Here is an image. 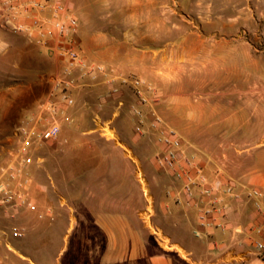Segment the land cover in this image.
Instances as JSON below:
<instances>
[{"label":"rangeland","instance_id":"374dc122","mask_svg":"<svg viewBox=\"0 0 264 264\" xmlns=\"http://www.w3.org/2000/svg\"><path fill=\"white\" fill-rule=\"evenodd\" d=\"M71 6L82 56L113 75L138 77L160 101L141 107L143 133L136 134L127 88L105 96L100 78L74 92L58 136L34 152L25 174L3 179L13 190L26 178L34 207L14 212L0 205V264H26L20 255L39 264L163 258L181 264L187 256L165 229L168 217L180 214L166 205L178 183L155 163L151 111L181 134L211 176L264 183V0H72ZM51 56L0 30V173L16 148L15 127L35 111L59 68ZM107 121L114 138L102 134ZM97 189H104L98 198ZM84 212L121 220L85 221Z\"/></svg>","mask_w":264,"mask_h":264},{"label":"built area","instance_id":"2783aa9c","mask_svg":"<svg viewBox=\"0 0 264 264\" xmlns=\"http://www.w3.org/2000/svg\"><path fill=\"white\" fill-rule=\"evenodd\" d=\"M71 1L0 0V30L46 47L59 63L35 111L15 127L16 148L9 162L1 168L0 205L14 212L20 207H34L26 192L28 180H20L19 188L12 190L3 179L13 180L25 174L24 167L32 163L34 152L58 136L62 120L68 119L67 110L74 106L75 91L98 84L100 78L107 87L105 96L127 88L135 99V103L130 105V112L136 120V134L143 133L145 116L141 107L160 101V94L138 77L113 75L103 65L82 56L75 40L78 22ZM104 100L105 97H102L101 101ZM122 104V100L117 101L118 107ZM108 122H103L100 129L106 138H114ZM149 126L157 147L155 163L177 181L176 202L195 207L201 227L224 229L230 201L250 203L264 217V183L245 184L226 179L221 173L210 178L198 154L189 151L181 134L154 110L151 111ZM36 160L40 161V158ZM139 177L142 179L140 173ZM168 193L171 194L170 191ZM262 230L263 225H251L249 228V232ZM13 234L22 235L19 231ZM253 243L257 250H264L261 241L254 240Z\"/></svg>","mask_w":264,"mask_h":264},{"label":"crops","instance_id":"0c3cea01","mask_svg":"<svg viewBox=\"0 0 264 264\" xmlns=\"http://www.w3.org/2000/svg\"><path fill=\"white\" fill-rule=\"evenodd\" d=\"M50 54L52 55V53ZM51 57L55 59L53 55ZM44 95L45 93L42 95V98ZM206 172L210 178L213 177L208 168ZM103 190L104 189H97V198L101 196L100 192ZM176 190L166 197V205L170 207L174 205L175 208H178L180 214L176 215V217H168L170 218L168 219L170 224H167L165 229L167 231V236L172 239L178 247H181L187 256L186 259L188 260L181 259L183 257L179 258L181 264H264V250H257L253 243L254 240L264 243V230L261 232H249L251 225L264 226V217L262 214H258L250 203L239 204L230 201L227 218L224 220L225 228H205L198 224L195 207L187 206L184 203H177L175 205V201L172 202ZM133 208H136L135 202ZM82 215L84 216L83 220L95 221L97 223H104L109 220H121L105 212H97L96 214H85L84 212ZM102 230L105 231L104 224H102ZM7 253L10 254L11 257L13 256V253ZM20 256L18 260L27 262L26 264H39L31 260L27 261L28 258L26 256ZM146 264L173 263L163 258L161 262L151 261Z\"/></svg>","mask_w":264,"mask_h":264}]
</instances>
